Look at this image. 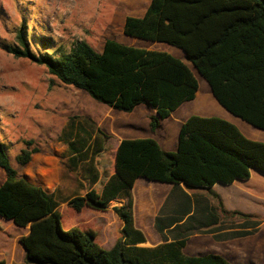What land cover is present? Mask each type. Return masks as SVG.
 <instances>
[{"label": "trees", "instance_id": "16d2710c", "mask_svg": "<svg viewBox=\"0 0 264 264\" xmlns=\"http://www.w3.org/2000/svg\"><path fill=\"white\" fill-rule=\"evenodd\" d=\"M122 32L181 50L221 107L264 131V0H150L142 17L125 18ZM14 34V43L3 49L45 67L60 84L118 112L151 108V134L198 92L189 66L163 51L106 39L101 52L84 41L66 52L49 37L33 38L24 23ZM96 132L100 136L92 142L83 128L64 140L70 170L84 173L87 184L83 196L64 201L18 175L11 147L0 136V219L28 229L18 240L25 264H230L218 255L189 257L183 251L194 234L231 240L258 231L259 216L226 211L212 190L218 183L247 182L254 170L264 176V143L245 138L233 124L190 116L179 128L174 152L152 138L123 139L110 176L109 137ZM38 152L33 141H24L13 160L25 167ZM139 179L172 186L154 219L161 243L153 247L144 246L145 237L134 227L132 189ZM116 200L124 201L111 208L122 223L121 236L109 250L98 246L90 230L63 228L61 204L76 213L84 208L104 213Z\"/></svg>", "mask_w": 264, "mask_h": 264}, {"label": "rangeland", "instance_id": "374dc122", "mask_svg": "<svg viewBox=\"0 0 264 264\" xmlns=\"http://www.w3.org/2000/svg\"><path fill=\"white\" fill-rule=\"evenodd\" d=\"M148 2L149 0H0V136L11 147L9 155L19 176L47 190L54 189V194L63 201L83 196L87 189L85 175L79 170H70L67 147L64 144V140L68 136L77 135L80 128L88 132L91 142L100 136L96 129H101L108 135L110 153L106 157L109 176L113 174L115 151L120 140L153 138L165 150L174 152L181 124L193 115L228 119L245 138L264 143V131L233 117L215 101L208 85L181 50L164 43L143 41L123 34L125 17L139 14ZM23 23L33 38L49 37L66 52L80 41L101 52L106 39L125 46L166 52L180 59L192 70L199 86L197 98L184 103L160 123L156 134H151L149 121L154 111L148 106L140 105L131 113L112 110L93 100L84 91L60 84L47 73L45 67L7 53L3 47L14 43V31ZM30 48L35 52L33 44ZM28 140L34 142L39 152L27 166L20 167L13 157L23 148V142ZM85 167L80 165L79 169L83 171ZM3 179L0 171V184ZM138 185L140 187L137 186L136 194L139 191L138 198L143 200V204L136 209V217L139 219L147 214L145 203L150 199L154 184L139 182ZM228 204L244 213L262 214L259 217L264 219V176L254 172L246 191L231 193ZM58 211L64 229L75 227L94 232L96 243L104 250L110 249L121 236L122 223L110 209L101 213L84 208L76 213L66 204H61ZM226 220L233 224L238 221ZM148 223L150 236L153 238H148L144 246L151 247L159 244L161 239L150 228L151 217ZM27 232V229L16 228L10 221L0 219V260L25 264L24 252L18 240ZM260 233H264V226ZM210 248L217 250L211 238H192L184 249V254L189 256L188 249L209 252ZM248 258L251 260L254 257L248 254Z\"/></svg>", "mask_w": 264, "mask_h": 264}, {"label": "crops", "instance_id": "0c3cea01", "mask_svg": "<svg viewBox=\"0 0 264 264\" xmlns=\"http://www.w3.org/2000/svg\"><path fill=\"white\" fill-rule=\"evenodd\" d=\"M149 2H150V0H149ZM149 2H148V4H149ZM148 4H147V6H148ZM146 7H144L139 14L133 15L131 17H136V18L142 17ZM197 95H198V92L196 94L195 99L197 98ZM197 116H199V115H197ZM200 117L208 118V117H213V116L200 115ZM221 119H223V120H225L227 122L229 121V123L233 124L237 128V126L233 122H231L230 120L225 119V118H221ZM137 139H141V138H137ZM119 142H118V144H119ZM176 144H177V141H176ZM161 148L164 151H166V152H170V150H165L162 146H161ZM175 150H176V146H175ZM113 172H114V165H113ZM254 172L255 171H252L251 177H250L249 181H247V182L236 181V182H234L233 184H230V185H223V184H219L218 183V184H215L212 187V190L214 192H216L221 197L223 207L225 208L226 211H239V212H241L243 214H247V215L262 216V214L247 213V212L244 213V212L240 211L238 208H231L229 206V204H228V199H229L231 193H233L235 191H238L240 193H242L243 191H246V187H248V185L250 184V181H251V178H252ZM139 182H145L146 184L148 183V181H146L144 179H139V180L136 181L135 186L132 189V198H133V207H132V211L133 212H132V215H133L134 227L142 233V235L145 237V239L147 241L148 238L152 237V236H150L151 234L149 232V230H150L149 229V223H148L149 222V218L151 217V219H152V223H150V228L153 231V230H155V228H154V219H155L156 215L158 214L160 208L162 207L164 201L166 200V198H167L172 186L170 184H161V183H153L152 182L154 184V186L152 187L151 192H150V199L146 200V203H145L146 204L145 213H147L148 215L147 214L143 215L142 217H139V219H138L136 217V209H137L138 206L143 204V200L138 198V194L140 195V192L138 191V194H136V189H137V186H139L138 185ZM140 186H142V185L140 184ZM41 188L43 190H45L46 192H48V193H54L55 192L54 189L47 190L44 187H41ZM123 204H124V201L116 200V201H112L110 203L109 207H110V210H111V208L119 207V206H121ZM261 221L262 222H261V224L258 227V231L254 235H251V236H248V237H244V238H237V239H231V240H214L213 236L210 235V234L209 235L208 234H194V235H192L189 238V240L187 242V245L189 244V242H190V240L192 238L196 239V238H200V237H204V238L205 237H209V238H211V240H213L215 242V246H216L217 250L215 251V250H213L214 248H210L209 252H208V250H205V252H199L198 250L195 251V250L188 249L189 257H198V256H206V255H218V256L226 259L230 264H246V263H249V264H264V233H260L261 227L264 226V219H262ZM147 226H148V228H147ZM156 233H157V231H156ZM157 235L160 237V235L158 233H157ZM159 244H157V245H159ZM151 247H153V246H151ZM248 254L252 255L254 258L249 260ZM5 262H6V264L12 263V262L9 263L7 259H6Z\"/></svg>", "mask_w": 264, "mask_h": 264}, {"label": "water", "instance_id": "95a60500", "mask_svg": "<svg viewBox=\"0 0 264 264\" xmlns=\"http://www.w3.org/2000/svg\"><path fill=\"white\" fill-rule=\"evenodd\" d=\"M255 172H257L256 170H254ZM257 173H259V172H257ZM260 174V173H259ZM261 175V174H260Z\"/></svg>", "mask_w": 264, "mask_h": 264}]
</instances>
